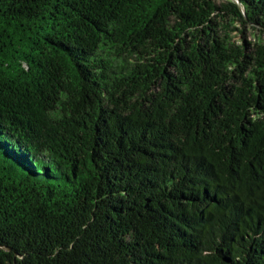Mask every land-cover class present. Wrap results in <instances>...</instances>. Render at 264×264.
Segmentation results:
<instances>
[{
    "label": "trees",
    "instance_id": "1",
    "mask_svg": "<svg viewBox=\"0 0 264 264\" xmlns=\"http://www.w3.org/2000/svg\"><path fill=\"white\" fill-rule=\"evenodd\" d=\"M0 264H264V0H0Z\"/></svg>",
    "mask_w": 264,
    "mask_h": 264
},
{
    "label": "rangeland",
    "instance_id": "2",
    "mask_svg": "<svg viewBox=\"0 0 264 264\" xmlns=\"http://www.w3.org/2000/svg\"><path fill=\"white\" fill-rule=\"evenodd\" d=\"M218 2L224 1V0H216ZM235 27L238 29L232 32V35L234 37L235 41H238L240 43L243 42H253L255 41L257 35H260V33L257 30L251 29L249 26L241 24V23H235Z\"/></svg>",
    "mask_w": 264,
    "mask_h": 264
}]
</instances>
